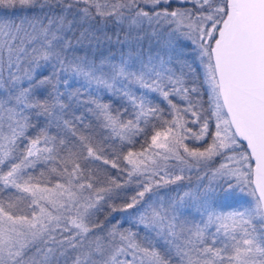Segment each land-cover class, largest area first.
<instances>
[{"label":"snow or ice","instance_id":"obj_1","mask_svg":"<svg viewBox=\"0 0 264 264\" xmlns=\"http://www.w3.org/2000/svg\"><path fill=\"white\" fill-rule=\"evenodd\" d=\"M0 8V264H264V0Z\"/></svg>","mask_w":264,"mask_h":264},{"label":"trees","instance_id":"obj_2","mask_svg":"<svg viewBox=\"0 0 264 264\" xmlns=\"http://www.w3.org/2000/svg\"><path fill=\"white\" fill-rule=\"evenodd\" d=\"M8 14H10V10L0 8V16L8 15ZM16 14L19 15V12H17ZM98 26L101 29V31L97 33V35L100 37L99 47L94 48L93 50L97 51L98 53H103L105 55L111 54V55L119 56L123 52V49L120 51L117 48L120 47V42L122 41V39L121 40L119 39L120 41L119 43L117 42V37L115 36L116 35L115 25L109 22L107 26H105L103 23H100ZM105 35L107 37H110L111 39H105ZM139 148H140V144L137 143L136 149L138 150ZM103 218L104 217L101 216V219Z\"/></svg>","mask_w":264,"mask_h":264},{"label":"rangeland","instance_id":"obj_3","mask_svg":"<svg viewBox=\"0 0 264 264\" xmlns=\"http://www.w3.org/2000/svg\"><path fill=\"white\" fill-rule=\"evenodd\" d=\"M116 30H115V36L119 37V39L122 41L120 42V47H118L117 49H119L120 51L123 49V52L128 53L129 51H135V46L134 45H130L129 43L125 42L126 41V37H127V31L126 29L121 30L119 29L116 25ZM145 46H146V42H145ZM192 180L193 182H195L196 180V176L195 174L192 175ZM225 210H228L229 206H235L233 204V202L231 200L228 201H222Z\"/></svg>","mask_w":264,"mask_h":264}]
</instances>
